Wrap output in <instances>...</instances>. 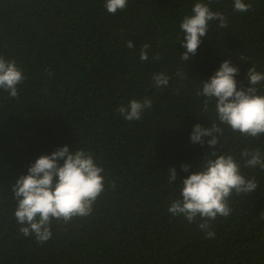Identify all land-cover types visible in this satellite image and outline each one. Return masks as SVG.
Listing matches in <instances>:
<instances>
[{
  "label": "trees",
  "instance_id": "1",
  "mask_svg": "<svg viewBox=\"0 0 264 264\" xmlns=\"http://www.w3.org/2000/svg\"><path fill=\"white\" fill-rule=\"evenodd\" d=\"M196 2L128 0L113 15L105 0H0V56L27 77L16 98L0 90V264H264V170L242 167L258 188L232 195L231 214L212 222L214 238H205L199 218L189 224L168 212L180 198L179 176L189 174L181 165L198 170L209 150L190 141L195 124L215 120L214 105L203 111L200 82L226 59L239 68L238 86L248 85L250 67L264 72V0H245L252 8L244 13L233 10V0H211L228 27L212 22L196 55L179 58V24ZM158 72L171 78L167 88L154 86ZM257 87L264 94V83ZM144 97L153 105L141 120L117 112ZM65 145L93 153L105 191L88 217L54 222L52 238L41 244L19 231L11 185L39 156ZM218 148L239 159L246 148L264 152V136L225 128ZM170 167L178 174L172 184Z\"/></svg>",
  "mask_w": 264,
  "mask_h": 264
},
{
  "label": "clouds",
  "instance_id": "2",
  "mask_svg": "<svg viewBox=\"0 0 264 264\" xmlns=\"http://www.w3.org/2000/svg\"><path fill=\"white\" fill-rule=\"evenodd\" d=\"M210 4L211 0L208 3L198 0L191 14L185 15L179 24L184 36L180 42L185 49L179 58L184 62L196 55L202 37L210 30L212 22H217L221 29L228 27L227 16L211 10ZM104 6L108 13L115 15L118 10L128 7V0H105ZM251 8V3L245 0H233L236 12H248ZM126 46L132 49L134 44L128 41ZM149 48L148 44L141 47V61L149 60ZM153 59L161 57L157 54ZM238 74L239 68L226 59L208 80L200 82L202 87L197 95L204 98L203 111L208 112L214 105L215 120L210 127L195 124L190 141L201 146L207 143L209 150L203 155L198 170L189 172L190 165H181L182 171L189 174L179 176L182 183L180 198L174 199L168 207L173 217L182 216L189 224L199 218L198 227L208 239L215 237L212 222L231 214L232 195H247L258 188L255 177L247 178L242 174V167L264 170V152L259 148L242 150L239 159L230 153L222 154L218 148L225 128L245 138L264 136V94H260L257 87L264 83V72H258L255 66L250 67L246 73V87L238 86ZM176 75L187 78L179 71ZM26 78L15 60L0 56V90L16 98L19 95L18 86ZM170 79L164 72L152 76L157 89L167 88ZM173 94L179 95V91ZM152 105L153 101L148 97L131 99L127 105L119 106L117 112L127 121H139ZM206 137L210 139L205 140ZM103 173L104 168L97 163L93 153L83 148L70 151L65 145L51 154L39 156L27 173L20 175L11 185L16 201L13 214L21 225L19 231L25 237L34 236L36 242L43 244L52 238L54 222L67 225L75 217H88L105 191ZM177 178L176 169L170 167L167 176L169 184ZM112 186L115 187L114 184Z\"/></svg>",
  "mask_w": 264,
  "mask_h": 264
}]
</instances>
